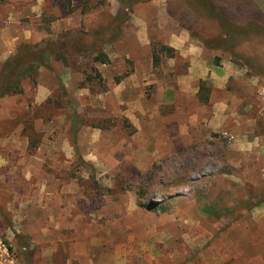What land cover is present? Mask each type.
I'll use <instances>...</instances> for the list:
<instances>
[{"label":"rangeland","instance_id":"obj_1","mask_svg":"<svg viewBox=\"0 0 264 264\" xmlns=\"http://www.w3.org/2000/svg\"><path fill=\"white\" fill-rule=\"evenodd\" d=\"M166 30L250 81L235 97L199 83L205 120L226 100L241 134L191 123ZM48 42L35 80L0 97V264H264V0H0V74Z\"/></svg>","mask_w":264,"mask_h":264},{"label":"crops","instance_id":"obj_2","mask_svg":"<svg viewBox=\"0 0 264 264\" xmlns=\"http://www.w3.org/2000/svg\"><path fill=\"white\" fill-rule=\"evenodd\" d=\"M145 32L146 31H142L141 33L143 34L138 35V38L141 41L140 44L143 48L151 46V39ZM166 32L168 37L164 42L165 46L174 50L178 56L183 58L185 63L189 64L188 71L178 76V89H180L179 92L182 93L187 102L195 101L198 103V107L190 115L191 123L195 124L202 120L205 122V127L208 125L207 128L211 131H216L219 128L227 126L229 127V131L233 134H241V131H239L237 127H231L225 122L227 119H237V114L229 109L226 100L214 101L211 96L209 103H214L215 111L213 112V117L211 116L210 118L211 121L205 120L203 113L207 111V106L200 103L199 83L201 80H209V82H211L210 88L212 94L222 91L223 94L235 97L236 94L228 91L230 86L229 83L232 82L233 84H238L240 89L247 92V90L249 91L252 89L250 81H248L246 87L241 86V82L243 81L242 73L232 63H222L221 66H216L213 61H211V58L214 57L211 55L210 51L204 46H201L200 42H193L192 34L188 30H182V32L179 33H174L172 30H166ZM209 49L212 50L213 47H210ZM8 57L9 55L7 54L1 59V61L5 62ZM146 64L148 68L153 69L154 66L151 56L147 58L145 57L143 61L137 60L135 71L128 79L133 87H141L142 84L140 83V80L147 79V74L143 70V65ZM169 64L171 66L172 63ZM172 71L173 69L170 72ZM163 72H166L168 75L169 70L163 68ZM166 87L167 86H164V89ZM206 102H208V100ZM252 108L253 106L248 103L245 107L246 113H250ZM233 114H235V117H233Z\"/></svg>","mask_w":264,"mask_h":264},{"label":"trees","instance_id":"obj_3","mask_svg":"<svg viewBox=\"0 0 264 264\" xmlns=\"http://www.w3.org/2000/svg\"><path fill=\"white\" fill-rule=\"evenodd\" d=\"M201 3L200 7L207 13L217 16L221 21L223 30L231 28L232 25L228 20L219 12L217 7H213L209 2ZM51 42L41 45H21L17 52L13 54L3 65L0 74V97L19 95L23 93L22 82L27 78L35 80V76L38 73V64L43 62V59L50 52ZM81 47V46H78ZM84 49V47H82ZM165 49V48H163ZM172 51L171 49H167ZM96 62L106 64L108 59L106 56L97 57ZM155 64H158L159 58L154 57Z\"/></svg>","mask_w":264,"mask_h":264},{"label":"built area","instance_id":"obj_4","mask_svg":"<svg viewBox=\"0 0 264 264\" xmlns=\"http://www.w3.org/2000/svg\"><path fill=\"white\" fill-rule=\"evenodd\" d=\"M263 95H264V93H263Z\"/></svg>","mask_w":264,"mask_h":264}]
</instances>
